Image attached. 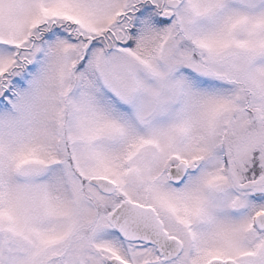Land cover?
Wrapping results in <instances>:
<instances>
[{
    "label": "snow or ice",
    "instance_id": "6c2138e0",
    "mask_svg": "<svg viewBox=\"0 0 264 264\" xmlns=\"http://www.w3.org/2000/svg\"><path fill=\"white\" fill-rule=\"evenodd\" d=\"M0 264H264V0H0Z\"/></svg>",
    "mask_w": 264,
    "mask_h": 264
}]
</instances>
